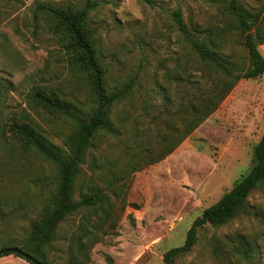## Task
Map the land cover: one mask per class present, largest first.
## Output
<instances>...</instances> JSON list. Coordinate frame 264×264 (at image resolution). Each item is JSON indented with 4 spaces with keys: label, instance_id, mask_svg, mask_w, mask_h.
<instances>
[{
    "label": "rangeland",
    "instance_id": "rangeland-1",
    "mask_svg": "<svg viewBox=\"0 0 264 264\" xmlns=\"http://www.w3.org/2000/svg\"><path fill=\"white\" fill-rule=\"evenodd\" d=\"M84 1L0 0V248L30 234L56 184L55 167L24 151L12 123H31L60 146L75 126L37 102L34 89L56 91L85 112L95 106L86 74L74 66L49 22L34 15L39 3ZM152 1L99 0L91 12L107 90L134 80L135 95L114 107L120 133L99 136L77 183L76 199L100 186L113 204L89 264H164V254L184 244L194 220L250 171L264 133V75L240 79L228 90L232 81L215 69L201 71L176 27L173 12L180 9L191 29H204L216 15L213 0ZM243 1L252 8L264 6V0ZM260 50L264 56V44ZM225 52L236 72L246 70L248 53L238 38L229 40ZM216 85L227 90L216 110L163 156L174 138L168 129L184 132L189 103L202 102ZM213 98H219L218 91ZM247 202L250 215L223 226L199 227L194 245L172 264H234L237 255L213 253V239L231 248L241 236L255 242V259L249 264H264V186ZM106 208L86 210L90 225ZM81 216L61 224L48 247L50 264H72L69 246L73 235L80 234Z\"/></svg>",
    "mask_w": 264,
    "mask_h": 264
},
{
    "label": "trees",
    "instance_id": "trees-1",
    "mask_svg": "<svg viewBox=\"0 0 264 264\" xmlns=\"http://www.w3.org/2000/svg\"><path fill=\"white\" fill-rule=\"evenodd\" d=\"M153 2L152 0H147ZM216 15L204 29H191L184 19L183 12L177 9L173 18L178 31L189 44L192 53L198 60L201 71L215 69L232 82L231 89L240 79H252L264 75V56L260 46L264 44V6L250 7L243 0H213ZM99 0H85L80 4L64 3L52 5L39 3L34 11L36 17L42 16L48 22L50 30L58 37L63 49L70 56L77 69L89 79L95 106L91 112H85L72 101L63 99L56 91L34 89L33 97L49 112L66 116L75 123L74 129L67 137L64 145L51 142L42 131L31 123L13 122L12 133L19 137L26 152L33 153L55 167L56 184L32 222L30 234L19 243L6 247H18L31 254L42 264H50L48 247L57 239L61 224L70 216L82 213L80 234L71 238L69 252L72 264H89L91 248L98 241L99 232L111 217L109 193L98 186L83 192L76 199V187L87 162L90 150L97 144L102 134L117 136L120 132L112 118L114 107L124 101L133 100L135 95L134 80L122 88L108 91L106 86V70L97 40L98 30L90 20L91 12L97 8ZM238 38L244 44L249 65L246 70L236 72L230 54L225 52L229 40ZM0 88V99L3 94ZM218 99L213 97L217 94ZM212 94V95H210ZM199 103L191 101L187 106V124L184 132L177 127L168 129L173 135L168 149L163 156L171 154L207 117L216 110L227 90H218V85ZM207 109L205 113L203 110ZM157 159L155 160V162ZM264 186V133L255 148V163L250 171L239 179L233 188L213 206L205 209L197 217L187 233L183 245L172 248L164 254V264H172L179 254L187 252L195 243L199 227L209 224L214 227L223 226L241 214L250 215L249 196ZM107 205L103 215L93 225L86 210ZM0 213L4 208L0 205ZM264 218V217H263ZM264 221H262L263 225ZM255 242L242 236L230 248V244L221 239H213V253L217 256L237 257L234 264H249L255 259ZM17 253L7 252L4 255ZM33 264L28 259L24 258Z\"/></svg>",
    "mask_w": 264,
    "mask_h": 264
},
{
    "label": "water",
    "instance_id": "water-1",
    "mask_svg": "<svg viewBox=\"0 0 264 264\" xmlns=\"http://www.w3.org/2000/svg\"><path fill=\"white\" fill-rule=\"evenodd\" d=\"M7 252H11V253H17L21 256H23L24 258L28 259L29 261H31L33 264H42V262H40L38 259H36L34 256H32L29 253L24 252L23 250H21L18 247H11V248H4L0 250V255L1 254H5Z\"/></svg>",
    "mask_w": 264,
    "mask_h": 264
},
{
    "label": "crops",
    "instance_id": "crops-1",
    "mask_svg": "<svg viewBox=\"0 0 264 264\" xmlns=\"http://www.w3.org/2000/svg\"><path fill=\"white\" fill-rule=\"evenodd\" d=\"M0 264H31L22 257L14 254L4 255L0 257Z\"/></svg>",
    "mask_w": 264,
    "mask_h": 264
}]
</instances>
